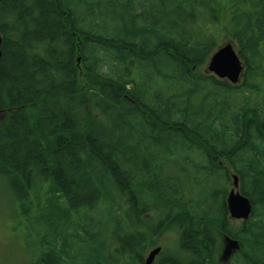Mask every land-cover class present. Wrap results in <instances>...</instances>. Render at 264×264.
I'll return each instance as SVG.
<instances>
[{
  "label": "trees",
  "instance_id": "obj_1",
  "mask_svg": "<svg viewBox=\"0 0 264 264\" xmlns=\"http://www.w3.org/2000/svg\"><path fill=\"white\" fill-rule=\"evenodd\" d=\"M0 36V176L23 264H145L156 246L151 264H216L221 233L244 243L231 264H264V0H0ZM226 42L237 84L207 70ZM234 174L252 206L240 230ZM170 226L176 251L154 246Z\"/></svg>",
  "mask_w": 264,
  "mask_h": 264
},
{
  "label": "rangeland",
  "instance_id": "obj_2",
  "mask_svg": "<svg viewBox=\"0 0 264 264\" xmlns=\"http://www.w3.org/2000/svg\"><path fill=\"white\" fill-rule=\"evenodd\" d=\"M231 173L232 172L230 171V174ZM230 181H232V183L229 185L227 190L230 191V189L233 188L235 192H238L239 187L233 186V179L231 178V175ZM12 202V192L7 186L4 177L0 176V264H23V262H25L26 260L29 261V259H27V246L24 241L26 237V230H22L20 229V227L14 229V219L12 218V214H10L13 212L12 207H14ZM90 220L96 223L93 227V230H97L99 224L101 225V233L97 239L98 242L96 243V246L98 245V247L102 248L107 247L110 244L111 239H109L110 235L108 234V226L106 225V214H104V207L101 206L100 208L95 209L94 212L90 214ZM227 220L233 229L240 230L243 226L244 220L232 218L229 216V214L227 216ZM98 222L100 223L98 224ZM11 226L13 229H11ZM27 234V238L29 240H34L35 236L32 232H27ZM226 236L228 235L221 233L216 237L217 248L215 250L216 253L214 256L216 264H229L230 262L232 263L233 259H236L238 257V254H240L242 249L244 248V243L238 240L240 248L237 251L235 250L234 253H236V255L232 256L231 258H227L229 260L226 261L220 260L226 259L223 258L225 242H227L225 240ZM228 237L235 239L232 236ZM155 239L157 240H155L154 246L159 244L163 249L176 251L175 247L177 245V237L174 230L170 231L169 229V231L162 233V235L159 234V237L155 236ZM106 251L108 252V250ZM28 258H30L29 255ZM119 262L121 261H118V263ZM120 264H122V262Z\"/></svg>",
  "mask_w": 264,
  "mask_h": 264
},
{
  "label": "water",
  "instance_id": "obj_3",
  "mask_svg": "<svg viewBox=\"0 0 264 264\" xmlns=\"http://www.w3.org/2000/svg\"><path fill=\"white\" fill-rule=\"evenodd\" d=\"M243 68V62L231 42H226L222 46H220L214 53H212L207 63V70L210 73H212L219 79L227 80L231 84H237L240 81ZM233 186H238V177L236 174L233 175ZM226 204L228 214L232 218L246 220L251 215V203L246 196L240 193V191L235 192L233 188L230 189L226 197ZM225 238L227 242H225L223 258H226L225 260H228L227 258H230L235 250H239L240 244L238 240L232 239L228 236H226ZM160 251V246L152 248L147 253L144 263L151 264Z\"/></svg>",
  "mask_w": 264,
  "mask_h": 264
},
{
  "label": "bare ground",
  "instance_id": "obj_4",
  "mask_svg": "<svg viewBox=\"0 0 264 264\" xmlns=\"http://www.w3.org/2000/svg\"><path fill=\"white\" fill-rule=\"evenodd\" d=\"M236 52H237V51H236ZM91 187H92V183L90 182V184H89V187H88V189H87V190H88L89 192H91V193H92V192H93V190L91 191V189H92ZM126 199H127V197H126ZM128 200H129V199H128ZM144 203H145V202H144ZM146 203H147V204H151V203H152V202H151V198H150V199H149V200H148ZM146 203H145V204H146ZM147 204H146V205H147ZM159 208H161V207H160V206H157V207H155V210H153V212L155 213V212H156V210H157V209H159ZM157 211H159V210H157ZM156 213H157V212H156ZM158 220H160V219H158ZM152 223H155V224H157V223H158V221H157V220H155V221H153ZM169 229H170V231H172V230H173V228H172L171 226L169 227ZM168 231H169V230H168ZM152 239H154V238H152ZM229 264H231V262H230Z\"/></svg>",
  "mask_w": 264,
  "mask_h": 264
},
{
  "label": "flooded vegetation",
  "instance_id": "obj_5",
  "mask_svg": "<svg viewBox=\"0 0 264 264\" xmlns=\"http://www.w3.org/2000/svg\"><path fill=\"white\" fill-rule=\"evenodd\" d=\"M235 255H236V253L232 254L231 257H232V256H235ZM231 257H230V258H231ZM220 260H222V261H226L225 259H220ZM228 260H229V259H228Z\"/></svg>",
  "mask_w": 264,
  "mask_h": 264
}]
</instances>
